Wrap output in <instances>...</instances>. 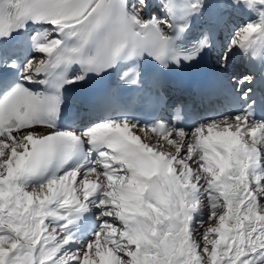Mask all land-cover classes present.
Wrapping results in <instances>:
<instances>
[{
    "label": "snow or ice",
    "instance_id": "1",
    "mask_svg": "<svg viewBox=\"0 0 264 264\" xmlns=\"http://www.w3.org/2000/svg\"><path fill=\"white\" fill-rule=\"evenodd\" d=\"M153 6L163 19H145ZM243 11L259 20L232 32L211 87L173 101L171 66L197 65L224 13ZM237 50L258 75H228ZM122 62L119 85L145 109L105 91L103 119L58 129L63 89ZM210 97L235 113L198 119ZM84 145V162L61 171ZM0 264H264V0H0Z\"/></svg>",
    "mask_w": 264,
    "mask_h": 264
},
{
    "label": "bare ground",
    "instance_id": "2",
    "mask_svg": "<svg viewBox=\"0 0 264 264\" xmlns=\"http://www.w3.org/2000/svg\"><path fill=\"white\" fill-rule=\"evenodd\" d=\"M132 1L134 0H127L126 3H127V6L130 8L132 5ZM240 13H243L244 15L246 16H249L248 19L250 18L251 19V23L253 22H256L259 20V15L257 13V11H243V12H240ZM213 14V9L212 8H209L208 10L205 11L204 15L203 16H207L208 20L209 18L211 17V15ZM145 19H150L152 16L149 15V13L146 11L145 14ZM200 21V19H198ZM236 25L239 24V22H235ZM231 35V34H230ZM229 34L225 33V36L224 35H221V33H217V35L215 34L214 36V39L216 41V45L209 51L206 53V55L210 58V62L215 66L216 65V60L217 58L221 55V53L223 52V50H219V47H224L230 37ZM69 43H71V41H68ZM238 60H240L243 64V68L244 69H249V67H255L257 65H260V63L258 62V60H253L251 59L250 57H245L242 53H240L238 50L237 51H234L232 53V57H231V61H230V70H229V73L228 75L230 77H237V74H235V72L232 70V67L234 65V63H236ZM245 62V64H244ZM240 68V67H239ZM39 131H43V129H39ZM82 131V129H79L78 131L76 132H80ZM88 146L85 145V148H87ZM36 181H33L32 183H35ZM94 219V217H93ZM90 234V233H89ZM85 239H82V242L84 241Z\"/></svg>",
    "mask_w": 264,
    "mask_h": 264
},
{
    "label": "rangeland",
    "instance_id": "3",
    "mask_svg": "<svg viewBox=\"0 0 264 264\" xmlns=\"http://www.w3.org/2000/svg\"><path fill=\"white\" fill-rule=\"evenodd\" d=\"M133 3H134V1H132L131 5ZM147 12L152 17H158L160 19H163L164 18V13L158 7H156V6H153L152 8L148 9ZM224 15H226L227 18H228L227 19V26L224 29H222V30H217V32H216L218 34L221 33V35H224V36H225V33H227L229 35L232 34V32H234L241 25H245V24L251 23V19L250 18L248 19L249 16H246L243 13H232V12H228V13H224ZM206 18H207V16H202L200 18V22L203 23ZM235 22H239V24L236 25ZM50 29H51V26L50 25L43 24L42 27H39L35 31L42 33L45 30H50ZM230 38H231V35H230L229 39ZM224 47H221V50H224ZM33 55H36V54L34 53ZM232 70L235 72V74H237V77L236 78H238L239 76L247 73V72L244 71L245 69L243 68V64H242L241 61H238L237 63H234V65L232 67ZM204 215L205 216L207 215V210H205ZM82 239H85V240L86 239H91V234H90L89 237H82Z\"/></svg>",
    "mask_w": 264,
    "mask_h": 264
}]
</instances>
